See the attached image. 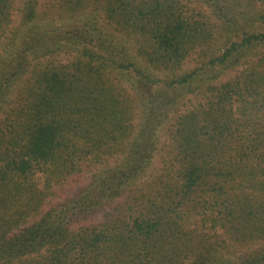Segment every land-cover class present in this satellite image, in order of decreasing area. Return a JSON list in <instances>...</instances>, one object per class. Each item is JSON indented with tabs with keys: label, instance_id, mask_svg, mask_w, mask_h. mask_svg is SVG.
Returning a JSON list of instances; mask_svg holds the SVG:
<instances>
[{
	"label": "trees",
	"instance_id": "1",
	"mask_svg": "<svg viewBox=\"0 0 264 264\" xmlns=\"http://www.w3.org/2000/svg\"><path fill=\"white\" fill-rule=\"evenodd\" d=\"M197 1L0 0V264H264V0Z\"/></svg>",
	"mask_w": 264,
	"mask_h": 264
},
{
	"label": "rangeland",
	"instance_id": "2",
	"mask_svg": "<svg viewBox=\"0 0 264 264\" xmlns=\"http://www.w3.org/2000/svg\"><path fill=\"white\" fill-rule=\"evenodd\" d=\"M187 1L189 2V4H190L192 7H194V6H198V7L201 6V4H200L197 0H187ZM196 2H198L199 4L197 5ZM19 6H20V5H19ZM19 18H20V13H17V14H16V17H15V20L18 21ZM65 58H66V57H65ZM65 58H64V59H65ZM234 74H235V73H229V74L227 75V77H228V78H231V77L234 76ZM227 77H226V78H227Z\"/></svg>",
	"mask_w": 264,
	"mask_h": 264
}]
</instances>
